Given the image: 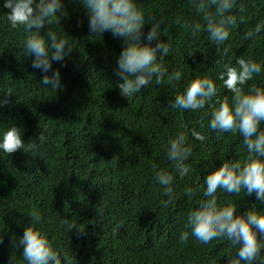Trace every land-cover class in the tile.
<instances>
[{
    "label": "trees",
    "instance_id": "trees-1",
    "mask_svg": "<svg viewBox=\"0 0 264 264\" xmlns=\"http://www.w3.org/2000/svg\"><path fill=\"white\" fill-rule=\"evenodd\" d=\"M4 2L0 0V98L9 88L13 96L0 109V140L13 124L22 129L25 144H41L42 133L45 140L38 151L9 156L0 150V264H25L23 248L16 245L31 225L33 211L43 217L37 227L55 240L62 257L68 254L70 264H227V256L236 250L225 240L203 245L190 236L186 245L180 243L187 213L206 199L204 189L191 199L184 189L203 185L227 160H243L246 146L238 132L218 134L208 127L211 108L173 111L168 105L187 83L203 75L219 90L213 102L225 97L231 102L233 94L217 74L243 56L264 62V31L254 40L243 38L264 21V0H242L243 23L238 22L222 46L212 43L206 32L194 37L183 26L185 21L203 23L190 0H137L146 16L168 25L161 39L170 38L172 48L164 64L169 72L183 69V78L175 86L165 78L130 100L116 87L122 82L115 70L123 39L110 31L89 39V17L79 0H63L68 15L53 26L58 39H67L73 50L64 62H53L52 71L60 70L63 84L57 90L40 83L45 74L32 67L34 56H26L23 48L28 34L11 27ZM150 27L145 26V35ZM47 31L41 34L47 36ZM253 83L264 86V71L248 86ZM192 128L206 136L203 143L191 136ZM179 132H185L193 146L186 162L192 171L183 179L166 156L168 141ZM161 170L176 176V199L168 207L161 204L168 197L155 180ZM217 196L219 202L238 205L237 214L253 204L264 214L255 194L246 197L242 191L235 196L219 190ZM62 219L82 223L86 235L67 231ZM120 221L124 225L117 229Z\"/></svg>",
    "mask_w": 264,
    "mask_h": 264
},
{
    "label": "clouds",
    "instance_id": "clouds-1",
    "mask_svg": "<svg viewBox=\"0 0 264 264\" xmlns=\"http://www.w3.org/2000/svg\"><path fill=\"white\" fill-rule=\"evenodd\" d=\"M79 3L89 17V31L92 34L89 39L102 37L110 31L113 37L122 38L125 43L115 70V75L122 81L116 85L122 96L130 100L153 84L161 85L165 78L173 86L181 81L183 69L169 72L164 64L172 48L170 38L167 42L161 39V33L169 30L168 25L163 20L157 21L154 16H146L137 0H79ZM190 3L203 23L185 21L183 26L194 37L202 31L206 32L207 38L216 46L224 45L238 22L243 23L246 9L242 0H190ZM3 7L10 10L6 16L11 27L23 28L28 34L23 48L26 56H34L32 67L45 74L40 83L52 90L62 89L61 72L59 69L52 71L53 62H64L73 52L68 40L58 39L53 30V26H60L62 19L68 15L63 0H5ZM176 23L179 24L180 20L177 19ZM146 25L151 27L145 35ZM45 28L48 29L47 36L41 34ZM262 31L264 21L244 33L243 38L254 40ZM143 40L147 43H142ZM224 52L227 54L228 49L225 48ZM215 63L220 64L221 61ZM262 71L264 62L244 56L237 58L235 66L225 64L224 71L217 74L223 86L233 94L231 102L228 97L213 102L219 90L211 78L203 75L187 83L184 91L178 93L168 105L173 111H198L206 106L211 108L208 127L218 134L238 132L246 146L248 154L243 160H227L207 175L203 185L184 189L190 199L204 189L206 199L187 213L180 243L186 245L190 236L203 245L213 240H225L236 250L234 255L227 256V264H264V214L257 210L255 204L246 212L237 214L238 205L232 201L219 202L217 196L219 190L235 196L243 191L246 197L255 194L256 199L264 204V86L255 83L248 86V82ZM12 96L13 91L9 88L0 98V109L11 103ZM200 127H204L203 120ZM22 136V129L13 124L3 132L0 150L9 156L20 150L29 153L38 151L45 140L42 133L38 138L41 144L35 140L25 144ZM191 136L201 143L206 140V136L195 128L191 129ZM192 155L193 146L185 132H179L168 141L167 160L180 179L192 171L186 163ZM115 160L116 157L111 163ZM155 180L163 189L161 194L168 197L161 200V204L168 207L176 199V176L173 172L161 170L156 173ZM30 217L32 223L25 228L16 245L23 248L25 264H62V259L64 264H70L68 254L63 253L62 257V250L55 247V240H50L44 229L37 227L43 220L40 212L33 211ZM60 223L71 233L74 230L78 235L87 233L83 224H78L74 219H62ZM123 225L124 221H120L116 228ZM13 239L15 241V237ZM3 242V236H0V244ZM12 259L15 260V256Z\"/></svg>",
    "mask_w": 264,
    "mask_h": 264
}]
</instances>
